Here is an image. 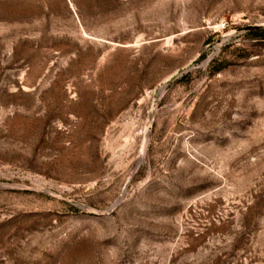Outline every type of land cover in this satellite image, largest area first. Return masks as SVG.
<instances>
[{"label": "rangeland", "instance_id": "374dc122", "mask_svg": "<svg viewBox=\"0 0 264 264\" xmlns=\"http://www.w3.org/2000/svg\"><path fill=\"white\" fill-rule=\"evenodd\" d=\"M0 264H264V0H0Z\"/></svg>", "mask_w": 264, "mask_h": 264}, {"label": "bare ground", "instance_id": "6f19581e", "mask_svg": "<svg viewBox=\"0 0 264 264\" xmlns=\"http://www.w3.org/2000/svg\"><path fill=\"white\" fill-rule=\"evenodd\" d=\"M143 145H145V143H143ZM143 149V148H142ZM143 152V151H142Z\"/></svg>", "mask_w": 264, "mask_h": 264}, {"label": "water", "instance_id": "95a60500", "mask_svg": "<svg viewBox=\"0 0 264 264\" xmlns=\"http://www.w3.org/2000/svg\"><path fill=\"white\" fill-rule=\"evenodd\" d=\"M174 78H175V77H173L172 79H174ZM172 79H171V80H172Z\"/></svg>", "mask_w": 264, "mask_h": 264}]
</instances>
